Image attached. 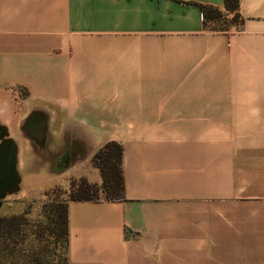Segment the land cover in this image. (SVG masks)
<instances>
[{
    "label": "crops",
    "instance_id": "crops-1",
    "mask_svg": "<svg viewBox=\"0 0 264 264\" xmlns=\"http://www.w3.org/2000/svg\"><path fill=\"white\" fill-rule=\"evenodd\" d=\"M201 5L224 16L205 25ZM239 12L0 0V123L30 150L22 197L101 184L93 155L124 145L127 199L69 201L68 264H264V0ZM33 111L38 139L22 128Z\"/></svg>",
    "mask_w": 264,
    "mask_h": 264
},
{
    "label": "rangeland",
    "instance_id": "rangeland-1",
    "mask_svg": "<svg viewBox=\"0 0 264 264\" xmlns=\"http://www.w3.org/2000/svg\"><path fill=\"white\" fill-rule=\"evenodd\" d=\"M212 127L218 133L219 121H212ZM10 136L19 145V169L25 173L31 165L29 160L30 150L25 147L21 132L19 134L11 133ZM47 170V167L43 168L45 173H47ZM48 175L49 179L54 176L52 173ZM69 189L70 186L66 188L62 185H54L40 195L35 194V198H31V200H25L22 197V192H19L4 203L0 209V215L13 214L14 210L21 211L20 213L26 212L30 222L27 226L26 235L21 233L15 234L9 239L0 238V264L67 263L65 246L50 228V209L54 202L67 200ZM18 201L23 203L17 204ZM8 203L15 206L9 207ZM219 251V248L212 249L213 261H219Z\"/></svg>",
    "mask_w": 264,
    "mask_h": 264
},
{
    "label": "trees",
    "instance_id": "trees-1",
    "mask_svg": "<svg viewBox=\"0 0 264 264\" xmlns=\"http://www.w3.org/2000/svg\"><path fill=\"white\" fill-rule=\"evenodd\" d=\"M240 0H225V8L233 13V22L241 21L239 12ZM205 25L219 22L224 12L211 5H201ZM124 145L117 140H110L93 155L92 161L100 169L103 182L93 183L82 177L73 179L68 191L67 200L54 202L51 206L50 228L62 240L67 257L69 240V201L70 200H126V180L123 169ZM29 218L26 212L0 215V238L9 239L15 234L27 233ZM68 264V258L67 263Z\"/></svg>",
    "mask_w": 264,
    "mask_h": 264
},
{
    "label": "water",
    "instance_id": "water-1",
    "mask_svg": "<svg viewBox=\"0 0 264 264\" xmlns=\"http://www.w3.org/2000/svg\"><path fill=\"white\" fill-rule=\"evenodd\" d=\"M23 130L38 139L47 129V120L42 112L33 111L23 124ZM19 145L10 136L9 128L0 123V208L4 200L21 189L22 175L18 168Z\"/></svg>",
    "mask_w": 264,
    "mask_h": 264
},
{
    "label": "built area",
    "instance_id": "built-area-1",
    "mask_svg": "<svg viewBox=\"0 0 264 264\" xmlns=\"http://www.w3.org/2000/svg\"><path fill=\"white\" fill-rule=\"evenodd\" d=\"M129 234L133 237V236H135V232H131V231H129Z\"/></svg>",
    "mask_w": 264,
    "mask_h": 264
}]
</instances>
